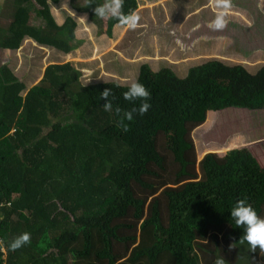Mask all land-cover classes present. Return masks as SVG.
<instances>
[{"label":"trees","instance_id":"16d2710c","mask_svg":"<svg viewBox=\"0 0 264 264\" xmlns=\"http://www.w3.org/2000/svg\"><path fill=\"white\" fill-rule=\"evenodd\" d=\"M68 1L101 24L92 6L103 1ZM210 1L166 0L154 11L163 20L166 8L171 24L181 17L195 26L214 19ZM64 3L8 0L6 28L0 3V48L12 56L0 67V264H214L218 256L264 264V253L240 242L243 230L230 218L240 198L264 216V168L247 147L198 160L193 139L209 113L264 110V86L241 97L230 78L213 75L172 90L162 83L166 70L156 72L146 58L135 78L108 70L103 60L111 52L99 59L84 52L76 61L80 17L61 10ZM141 3L125 0L123 11L137 12ZM107 22L115 41L113 28L126 26ZM135 31L127 29L121 43H135ZM85 68L94 74L87 84ZM136 80L150 91L151 107L125 121L124 131L99 96L111 88L114 106L130 110L122 93ZM23 232L30 243L8 250Z\"/></svg>","mask_w":264,"mask_h":264},{"label":"rangeland","instance_id":"374dc122","mask_svg":"<svg viewBox=\"0 0 264 264\" xmlns=\"http://www.w3.org/2000/svg\"><path fill=\"white\" fill-rule=\"evenodd\" d=\"M1 2V12H2V21L1 26L3 28H6V24H8V15L9 10L7 8L8 0H0ZM103 1V0H101ZM141 7L147 6L152 8V10L156 9L157 7H161L163 5V2L160 0H140ZM69 10L72 11V13L75 14V16L80 17V24L77 30V37L76 42H73L72 46L75 49L76 61H80V57H83L82 54L85 52L88 56H93V59H95V54H101L100 50H104L105 45L102 44V39L100 35V31H103V22L101 20L100 22H92L88 17H81L78 15V13L75 12L74 8L70 5L68 0H65V3ZM83 1H80L78 5H82ZM235 5L242 6V12L245 16L246 21L248 19L255 20V22L252 24L250 28L252 30H248L246 26V21H244V17H239L237 15H229L226 17L228 20L227 26L223 30H213L211 29L210 34L207 35V38L201 39L199 37V42L196 43L194 46H190L191 41H196L197 38L194 35H189L186 37H182V35L177 36V31L172 28L170 29L171 25L166 24L165 27L154 29L152 27H149L150 25L148 23H144L149 27L146 32H144V38L142 40L143 45L141 46L139 56H144L146 52H148L149 55L152 56V51L150 48L149 42L153 43L156 50L158 51L159 56H163V58L157 60L156 65L154 63H151L155 69L156 72H162L163 70H166L161 78L162 83L165 87L172 89V90H181L185 89L189 86L196 85L202 82H205V80L213 75H223V76H229L230 80L238 78L242 80H249L254 83L255 80H257L260 73H257L259 71L260 67L263 66L259 61H255L254 59H257L258 57L264 56L260 55L264 54V21L261 22L259 19L258 14H261L264 12V0H232V9ZM253 6V7H252ZM213 7H214V0H213ZM263 12L260 11V8ZM215 8V7H214ZM67 10L66 6L64 5V8L61 10ZM216 9V8H215ZM251 9V12H250ZM60 10V11H61ZM144 10V9H143ZM140 10L139 12H141ZM160 11V10H159ZM233 11H237V9H233ZM234 12V13H235ZM62 15L66 16L70 13H67L66 11L61 12ZM229 17V19H228ZM63 19V16H62ZM144 20V16H143ZM32 24L38 25L39 19L36 16V12L33 10L32 12ZM108 22H106L107 26ZM87 28V29H86ZM206 27H201V30L197 32V34H200L202 31L204 32V29ZM153 30V31H152ZM174 30V31H173ZM202 32V33H203ZM252 32V33H251ZM213 33V34H211ZM156 34L155 38H152L151 35ZM195 34V33H194ZM122 35V34H121ZM107 36V35H106ZM124 36V35H123ZM122 36V38H123ZM108 37V36H107ZM118 39L117 41L108 40L109 44V51L110 54L105 55V62L104 64L107 65L108 70L113 72H116L117 74L121 71H126L127 75L129 77L137 76V63H133L128 59L127 54L129 53H135L134 50V43L132 40H126L125 42L121 43V39ZM195 39V40H192ZM113 43L114 45H111ZM195 43V42H194ZM193 43V44H194ZM96 45V50L94 54L93 45ZM187 44V45H186ZM81 45V46H80ZM149 45V46H148ZM185 47L188 48L186 52H183ZM192 45V44H191ZM28 48H30V45H27ZM138 49V47H137ZM114 50V51H113ZM114 53H113V52ZM117 53V57L116 53ZM260 51V52H259ZM203 52H208L210 55L209 57L200 58L197 59V54H202ZM219 55L223 58H218V60H222L223 63L226 65L234 66V65H242V66H248L247 68L243 70L241 69H230L229 71L225 69L224 67L221 68L220 64L216 62V58H214V55ZM31 59L33 57L30 55ZM164 57L167 58V60L164 59ZM188 57L190 61L186 58ZM252 57V58H251ZM11 54L9 51L2 50L0 48V67H3L5 65H8L11 63ZM69 60H73V58H69ZM183 60L184 65H180L183 63H180ZM249 61V65L246 64V61ZM254 60V61H253ZM208 61L209 64L207 63ZM125 62H129L125 63ZM169 62H172V64L175 63V65H170ZM254 62L255 65L252 63ZM205 65L202 67H198L200 65ZM216 64V67H214ZM169 66V67H167ZM211 66L213 72L208 71L209 67ZM163 68H170L172 69L169 71L168 69ZM192 68V69H191ZM31 69V66L29 67ZM28 69V70H29ZM107 69V68H106ZM191 69V70H190ZM247 72H251L253 74L248 75ZM257 73V74H254ZM34 72L31 69L28 75H33ZM184 77L185 80H177L178 77ZM235 76L236 78H234ZM248 77V78H247ZM127 79V78H123ZM238 111V109H236ZM255 116L252 118H249L248 120H244L241 118L240 120H234L230 121L233 124L229 126V122L223 120V118L217 116L218 119L216 122H212L213 115L212 113H209L210 120L208 124L204 127V129L195 130L193 132V139L195 141V144L197 146L196 153L198 155V160H201L202 155L208 152H217L216 150H222V148L227 149H233L236 145H239L240 139H238L236 142L230 143V145L221 146V143L224 139H226L229 136H236L243 134L245 132V129L247 126H249L251 129H253V134L250 137L259 136V125H260V117L261 113L256 112L254 113ZM215 116V115H214ZM258 134V135H255ZM246 137V138H250ZM221 151V152H222Z\"/></svg>","mask_w":264,"mask_h":264},{"label":"crops","instance_id":"0c3cea01","mask_svg":"<svg viewBox=\"0 0 264 264\" xmlns=\"http://www.w3.org/2000/svg\"><path fill=\"white\" fill-rule=\"evenodd\" d=\"M161 1L164 2L166 0H160V3H161ZM209 4L212 5L213 12H216L217 10L213 7V0H211L209 2ZM259 8H260V11L263 12L261 7H259ZM143 9L144 10H146V9L149 10L150 9V12H144ZM233 9H237V11L235 12V11H233ZM233 9L231 7L228 10V15L227 16H229V15H237L239 17H244V21H246V19H245L246 15H244L243 12H242V9H243L242 6L235 5ZM140 10H142L141 11L142 22H140L139 25L137 26V28H135L136 29L135 32L137 34V37H135V43H134L135 53L133 52V53L127 54L128 59H125V60H129V61H131L133 63H138L142 58H146L151 63H154V65H156L157 60L163 58V56H159L158 55L159 53L156 50V48H155V46H154V44L152 42L151 43L149 42V44H151L150 45L151 51L153 53L152 56L149 55L148 52H146V54H144V57L138 55L140 53L141 46L143 45L142 40L144 38H142V37L144 36V32H146V30L149 27H152L153 30L157 29V28H161L162 29L163 27L166 26V24H169V25H171V27H170L171 30L173 28L174 30L177 31V33H176L177 36L182 35V37L184 38V37L189 36V35H194L195 37H193V38H197V40L196 41H191L190 43L192 45L190 44V46H194L196 43H198L199 42V37H201V39L205 40V38H207V35L210 34V31H211V28L208 27L209 23L211 22V20H208V16H205L204 19H201L199 22H193V24L195 26H192L191 23H190V25H187L188 24V19H184L181 22L182 19L180 17V19H177L176 23H178V24L180 23V24H184V25L183 26L182 25L179 26L177 24L175 26L176 23L175 24H171L170 23V20H172V15H170V11L168 9H166V8H164V10H163L164 13L162 11H160V13L163 14V15H161V19H163V20L157 19L156 13H155L154 10H152L151 6L148 7V5H147V6L141 7V5H140L139 10L137 11V13H139ZM143 16H144V20H143ZM257 17H259L261 22L264 21V12L261 13V14H258ZM228 19H229V17H228ZM102 22H103L104 27H103V31H100V35H102L101 36L102 44L105 45V48H104V50H101V47H100V50L99 49H97V50L100 51L101 54H98V53L95 54L96 45L95 44L93 45L95 58H97V59H99L101 56L106 54V52L109 51V48H110L109 44L107 42L108 40H110V38H108L106 36L107 35L106 34V27H107L106 26V22L107 21L102 20ZM254 22H255V20H252V19H248L246 21V26H247L248 30H250V31L252 30V28H250V27L252 26V24ZM144 23H148L150 26L147 27V25L144 24ZM185 25H186L187 28H185ZM203 26L206 27L204 29V32L202 31L203 33L201 32L200 34H197V32H199L201 30V27H203ZM176 27H178V28H176ZM127 29H128L127 27L121 28L120 26H115L113 28L112 35L115 37V35L118 34V37H117L116 41L118 39H120V37L122 38V36L125 34ZM211 34H213V33H211ZM151 37L155 38L156 34L151 35ZM193 38H192V40H195ZM111 45H114V44L111 43ZM186 45H184V50H182L183 52H186L188 50V48L185 47ZM137 47H138V49H137ZM115 53H116V51H115ZM209 55L210 54L208 52H203L202 54H197V56H198L197 59H200V58H203V57L207 58V57H209ZM211 55L215 56L214 58H216V62L218 64H220L221 68L224 67L228 71L230 69H233V68L241 69V70L244 71V69L248 67V66H242V65H234V66L226 65L225 63H223L224 61L222 62L223 58L221 56L215 55V54H211ZM260 55H264V54L260 53ZM115 57H117V53H116ZM186 58L188 59V61H190L188 57H186ZM218 58H221L222 60H218ZM164 59L167 60L166 57H164ZM254 60L255 61H259L260 60V62L262 64H264V56L258 57L257 59H254ZM103 62H105V59L103 60ZM209 62L210 61H208L207 63L209 64ZM169 63H170L169 66L170 65H175V63L174 64H172V62H169ZM180 63H183V64H180V65H184L183 60ZM249 63L250 62L247 60L246 64L249 65ZM252 63L255 65L254 62H252ZM205 65H207V64H205ZM205 65L202 64V65H200L198 67H202V66H205ZM169 66H167V67H169ZM165 69H168L169 71L172 70L170 68H165ZM259 69L260 70L257 71V73H260V74H259L257 80L254 81V83H252V81H249L247 79L242 80L241 78L238 79L235 76H233L234 78H236V80L232 79V82L234 83V85L236 87V93L239 94V92H241V97L242 96L243 97H247L253 92L254 89H256L258 87H261V86H264V65L261 66ZM249 73L253 74L251 72H249ZM249 73L247 72L248 75H250ZM257 73H254V74H257ZM114 74H117V73L114 72ZM185 76H186V74L183 77H178L176 75V77L178 79H180V80H185V78H184ZM224 77L230 78L229 76H224ZM249 85H252V86L249 88ZM256 112H260L261 113V117H260V120H259L260 121L259 136L250 137L253 134V129H251L249 126H247V128L245 129V132L243 134L227 137L226 139L223 140V142L221 143V146L230 145V143L236 142L238 139H240L239 145H236L233 149L241 148V147L249 148L253 152V154L255 155L257 160L259 161L260 165L264 168V110H261V111H250L249 109H246V110L245 109H238V111H236V109H233V110L221 111V112H219L217 114H220L221 118H223V120L229 122V126H230V125L233 124L230 121L240 120L241 118H243L244 120H248L249 118H252L253 116H255L254 113H256ZM216 117L217 116H214V114H213L212 122H214V121L216 122L218 120ZM209 120H210V117H208L207 122L203 126H201L199 129H204V127L208 124ZM255 135H258V134H255ZM246 137H250V138H246ZM222 149L224 151H222V150H220V151L216 150V151H218L219 153H224V152L230 150V149H227V148H222Z\"/></svg>","mask_w":264,"mask_h":264},{"label":"clouds","instance_id":"9594fccd","mask_svg":"<svg viewBox=\"0 0 264 264\" xmlns=\"http://www.w3.org/2000/svg\"><path fill=\"white\" fill-rule=\"evenodd\" d=\"M85 2L86 4H91L92 0H85ZM124 2L125 0H103L102 3L92 6V10L96 17L104 21L115 20L121 26L135 29L139 25L141 17L135 11L125 13L123 11ZM64 5L68 11L72 12L66 4ZM214 7L217 11L208 27L213 30H223L228 24L226 17L228 10L232 7V0H214ZM147 61L150 62L149 60ZM82 73L86 77V84L94 76L92 69L85 68L82 70ZM122 95L126 101L134 105L130 110H123L118 105L114 106L113 100L115 97L112 94L111 88H105L101 91L99 98L105 101L102 105L104 111L114 113L117 117L118 126L127 131L128 125L125 121H132L134 115L142 116L151 107L149 102L151 93L144 84L136 80L127 87V90ZM136 101H139L138 106H135ZM230 218L236 228L243 230L240 242L246 243L250 252H256L258 249L259 253H264V216L258 215L257 211L247 202L246 198H240L231 207ZM30 240V233L23 232L9 241L7 248L10 251H15L29 244ZM214 264H227V262L224 256H218Z\"/></svg>","mask_w":264,"mask_h":264}]
</instances>
